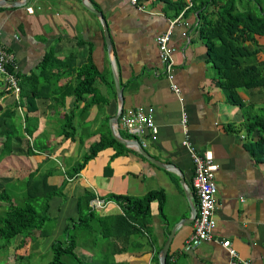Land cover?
<instances>
[{"label": "crops", "instance_id": "crops-1", "mask_svg": "<svg viewBox=\"0 0 264 264\" xmlns=\"http://www.w3.org/2000/svg\"><path fill=\"white\" fill-rule=\"evenodd\" d=\"M207 2L30 0L20 6L0 5V42L17 59L20 87L17 93L0 75V116L7 112L0 123V164L6 170L7 164L14 167L7 180L23 183L16 188L19 196L29 187L61 190L50 200L48 236L63 234V239L70 225L80 244L79 256L90 264H160L167 242V264H232L220 242L224 239L232 241L244 260L264 264V159L250 146L258 133L251 140L245 125L247 115L264 111V90L242 86L238 97L229 96L201 29ZM209 4L206 10L211 12L214 6ZM176 18L175 83L184 103L164 73L157 45V37ZM208 18L216 21L218 16ZM255 39L261 46L252 41L247 45L257 50L264 66V36ZM121 107L152 114L156 132H126L120 119L114 122ZM183 108L189 138L200 152L211 151L219 165L218 240L192 249L185 243L194 231L198 196L194 164L184 144ZM4 129L11 134L6 136ZM115 130L125 139L146 141L148 155L119 141ZM7 137L10 144L2 155ZM99 142L104 146L86 160ZM77 157L71 167L66 165L67 159ZM20 168L27 172L15 176ZM67 168L76 175L65 181ZM149 193L155 196L147 207L129 206ZM96 199L104 205L95 206ZM36 235L27 246L46 243V234L37 230Z\"/></svg>", "mask_w": 264, "mask_h": 264}, {"label": "trees", "instance_id": "trees-1", "mask_svg": "<svg viewBox=\"0 0 264 264\" xmlns=\"http://www.w3.org/2000/svg\"><path fill=\"white\" fill-rule=\"evenodd\" d=\"M208 1L205 8H202L201 29L207 36L211 52L214 54V61L219 68L222 85L231 98L238 97L237 88L242 86L248 89L261 88L264 90L263 63L257 59V50L252 49L251 45H247V41H252L253 44L258 45L259 41L255 39L256 35L264 36V0ZM209 3L214 6L211 12L206 10L209 9L206 8L210 5ZM211 14L218 16L216 21L209 20L208 15ZM259 46L261 45L259 44ZM91 68L94 69L93 73H95V67L91 65ZM82 73L86 74L84 70ZM6 116L7 112L0 116V123L1 121L4 123L1 118ZM247 118L245 125L251 140L255 137V132L258 133V139L250 144L251 149L257 156L264 159V111L251 117L247 115ZM5 133L6 136L11 134L10 131L6 130ZM6 142H8V137ZM9 144L10 142L5 144L2 155L5 154ZM102 146L104 144L101 142L94 144L91 153L86 156V160L95 156ZM83 166L84 163H81V168ZM30 188H28L27 194L24 193V196L22 194L19 198L7 188L0 191V205L5 204L0 210V255L9 257L12 242L17 238L22 239L17 244L13 264L14 262H16L15 264H29L25 262V258L29 259L31 254L24 255L25 252L20 250L27 249L28 240H36L37 230H40L43 235L51 234L50 229L52 228L46 226L47 222L52 220L47 211L50 208L52 196L61 194V190L54 191L57 188L55 186H50L51 191L40 190L42 193ZM154 196L155 193H149L145 197L131 199L135 205L134 207L131 204L129 206L131 208L147 207ZM110 198L119 200L120 196L110 195ZM89 199L90 197L86 200L89 201ZM84 211L85 207L80 210L82 213ZM70 229L71 227L68 225L63 239L59 238L51 243L50 248L53 255L51 260L45 264H90L79 256L78 247L80 244L76 242L75 232H71ZM0 264H7L6 258H0Z\"/></svg>", "mask_w": 264, "mask_h": 264}, {"label": "built area", "instance_id": "built-area-1", "mask_svg": "<svg viewBox=\"0 0 264 264\" xmlns=\"http://www.w3.org/2000/svg\"><path fill=\"white\" fill-rule=\"evenodd\" d=\"M132 2L138 4L139 0H132ZM29 10H31V8H29ZM178 21L179 18L173 20L169 29L157 37V45L164 73L170 80L172 88L178 95L180 101L184 103L182 89L175 83L174 70L176 65V48L172 45V29ZM17 69L18 65L15 55L0 42V75H4L8 87L14 89V91L18 93L20 87L16 75ZM120 120L122 128L135 136H144L148 130L156 132L154 116L140 107L123 111ZM187 121L188 113L187 110L183 108L181 124L185 132L184 144L194 164L193 186L198 196V214L194 221V231L185 243L187 249H192L204 242L217 239L215 236V229L217 227L215 213L218 208L216 171L219 165L215 162L214 155L211 151L200 152L191 141L188 134ZM147 145L148 143L143 141V146L146 147ZM103 205L104 203L100 199L95 200V206ZM220 242L228 250L232 264H251L240 256L231 240L224 239L220 240Z\"/></svg>", "mask_w": 264, "mask_h": 264}, {"label": "rangeland", "instance_id": "rangeland-1", "mask_svg": "<svg viewBox=\"0 0 264 264\" xmlns=\"http://www.w3.org/2000/svg\"><path fill=\"white\" fill-rule=\"evenodd\" d=\"M1 147H2V145H1ZM84 151L85 150H83V152ZM78 160H80V158H78V157L77 158H74V159H67L65 161V163H66V165L68 167H71L72 164L74 162L78 161ZM19 162H21V161H19ZM7 167H8V170H6L4 163L3 164H0V191L4 188V184H6L8 187H10V188H12L14 190L15 196L17 198H19L20 196L17 195L16 188L20 189L22 187L23 183L21 181H19L18 184H15V183H12L11 184V182H9V180H7L8 177H9L8 173L12 172L15 169H14V167L11 168L10 167V164H7ZM67 169H69L70 173H69L68 177H66L65 181L70 180V177L69 176H72V175H70L71 173H73V174L76 175V173H74V171L71 172V169L70 168H67ZM26 172H27V169L26 168L25 169L20 168L19 169V172L15 173L14 175L15 176H22ZM63 173H65V170H64V167L62 166V174ZM4 180H7V181L4 182ZM60 180L61 179H59L56 182L57 183L56 185H60V183H61ZM4 206H5V204L0 205V210H2ZM67 222L71 223V220L70 219H67ZM50 225H51V222L50 221L47 222L46 226L49 227ZM62 235L63 234H61V235H59L57 237V235H54V233H53L52 236H44L42 238V241L43 242H46V243L43 246H39V247L28 246L27 249L20 250L21 252H23L25 250V253H27L28 251H31L32 250V254H31L30 258L29 259L25 258V262L26 263H29V264H45V263L49 262L51 260V258H52V255H53L52 250L50 248V246H51L50 243L53 242V241H55V237H57L58 239L59 238H62ZM18 242H19L18 241V238L14 242H12L11 247H10V256L9 257L8 256L6 257V256L0 255V258H6L7 264H13V259H14V255H15L14 253H15V250L17 249ZM83 256H86V255L83 254ZM15 263L16 262H14V264Z\"/></svg>", "mask_w": 264, "mask_h": 264}, {"label": "water", "instance_id": "water-1", "mask_svg": "<svg viewBox=\"0 0 264 264\" xmlns=\"http://www.w3.org/2000/svg\"><path fill=\"white\" fill-rule=\"evenodd\" d=\"M30 0H27L26 2L24 1H20V3H15V2H11L9 0H0V5H12V6H20V5H24L27 4V2H29ZM23 2V3H21ZM90 8V7H89ZM93 12H95L96 14L99 15L100 18H103V15L100 11H98L97 9H92L90 8ZM104 20V18H103ZM106 31H107V25H105ZM120 85H119V90L120 89ZM120 95H122V92L120 93ZM123 109L121 107V109L119 110L118 116H116L114 118V122H116L117 124L119 123V119H120V115L122 113ZM114 136L121 142L125 143L126 145H132L133 148L138 149L139 151H141L142 153H144L145 155H148L147 151L145 150L144 146L141 144V142L138 139H125L121 136V134L119 133L118 130H115ZM198 214V209L197 207H195V214L193 215V220H195V218L197 217ZM168 249H169V242H167L165 244V246L163 247L162 251H161V255H160V264H167V254H168Z\"/></svg>", "mask_w": 264, "mask_h": 264}, {"label": "clouds", "instance_id": "clouds-1", "mask_svg": "<svg viewBox=\"0 0 264 264\" xmlns=\"http://www.w3.org/2000/svg\"><path fill=\"white\" fill-rule=\"evenodd\" d=\"M123 112V111H122ZM120 119H121V115H120ZM139 139V138H138ZM142 145H143V143H142Z\"/></svg>", "mask_w": 264, "mask_h": 264}]
</instances>
